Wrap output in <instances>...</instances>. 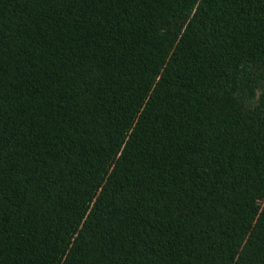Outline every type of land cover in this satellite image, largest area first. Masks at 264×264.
<instances>
[{
    "label": "trees",
    "instance_id": "obj_1",
    "mask_svg": "<svg viewBox=\"0 0 264 264\" xmlns=\"http://www.w3.org/2000/svg\"><path fill=\"white\" fill-rule=\"evenodd\" d=\"M264 203V0H0V264H236Z\"/></svg>",
    "mask_w": 264,
    "mask_h": 264
},
{
    "label": "rangeland",
    "instance_id": "obj_2",
    "mask_svg": "<svg viewBox=\"0 0 264 264\" xmlns=\"http://www.w3.org/2000/svg\"><path fill=\"white\" fill-rule=\"evenodd\" d=\"M236 264H264V203Z\"/></svg>",
    "mask_w": 264,
    "mask_h": 264
}]
</instances>
